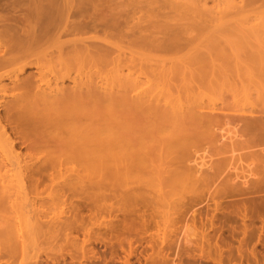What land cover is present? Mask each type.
<instances>
[{
	"label": "bare ground",
	"instance_id": "6f19581e",
	"mask_svg": "<svg viewBox=\"0 0 264 264\" xmlns=\"http://www.w3.org/2000/svg\"><path fill=\"white\" fill-rule=\"evenodd\" d=\"M184 1L170 3L165 0L158 7V0H0V171L14 163L19 167L16 175L11 174L14 178L10 176L12 180L0 186V208L30 209L47 213V216L48 209L65 205L58 194L48 197V207L42 199L41 209L37 206L41 197L31 198L30 187L24 182L28 169L21 165V156L16 153L18 141L12 138L8 126L30 149L40 144L29 136L37 134L41 138L45 134L43 145L54 151V155L50 152L47 155V165L61 171L60 168L75 162L88 170L94 169L96 173L91 172L97 177H92L95 180L89 187L97 191L93 194L95 197L110 202L147 203L160 218L156 219L161 220L159 224L163 228L170 224L175 210L180 208L178 205L182 204L186 191L206 190L209 194L216 181L223 186L230 182V186L238 185L236 180L240 175L236 171L242 169L244 160L248 164L242 169L246 173L241 176L243 186L249 185L258 174L263 176L264 85L247 83L239 84L238 88L233 85L227 96L217 102L206 101L204 94L216 85L213 79L203 81V77L202 83L196 81V88L189 86L191 91L195 88L197 92H189L196 93L192 98L188 93L189 103H184L188 96L183 92L185 89L173 84L176 81L171 83L174 71L171 73L172 66L167 64L172 60L167 57L186 50V54H180L181 57L172 63L186 65L194 58H204L210 60L203 64L207 62L208 68H215L212 65L216 62L221 65L226 62L228 52L238 60L250 57L249 64L248 58L240 60L246 62L244 69L247 71L246 64L250 67L252 56L255 62L260 60L262 50L264 53V47L262 50L250 47L249 41L253 43L256 38L253 35L248 34L251 40L250 37L246 40L248 35L245 34V40L237 42L242 48L235 42L237 50L236 46L226 47L229 44L223 42L217 43H223V47L215 45L216 42L202 45L203 48L200 45L192 47L189 39L181 40L179 35L189 30L190 23L199 24L193 18L206 17L210 11L217 16H213V22L224 25H231L235 18L241 19L243 15L257 18L264 8V0H213L212 10L207 7L210 0ZM173 17L187 22L174 24ZM201 22L203 25L210 21ZM245 41L247 44L243 46ZM245 51L251 55L246 57ZM226 63L224 65H229ZM215 66V70H221L223 65ZM32 67L37 75L24 76ZM208 68L205 69L209 71ZM252 72L253 76L256 72ZM194 74L191 72L192 76ZM6 80L8 84H4ZM189 80L194 81L193 77ZM184 95L186 98H182ZM251 100L254 102L252 109L244 110L246 105L241 104ZM233 172L235 176L230 177ZM78 175L76 178L83 183L84 176ZM4 177L8 178L7 174ZM38 182L33 184L36 190ZM210 196L212 198L211 193ZM8 217L5 223H0V264H27L34 250L31 240L35 244L40 235L43 239L56 237L55 229L48 223L40 227L37 220L33 223L29 220L30 224L26 222L28 226H23L21 220L15 223L11 216ZM92 229L86 230V236L90 237ZM69 236L67 233L66 237ZM35 246L36 252L41 245Z\"/></svg>",
	"mask_w": 264,
	"mask_h": 264
},
{
	"label": "rangeland",
	"instance_id": "374dc122",
	"mask_svg": "<svg viewBox=\"0 0 264 264\" xmlns=\"http://www.w3.org/2000/svg\"><path fill=\"white\" fill-rule=\"evenodd\" d=\"M164 1L162 0L161 2V0H158V7L163 5ZM178 1L169 0L170 3L171 2L176 3ZM185 1L190 2V0L189 1L185 0ZM236 1L238 2L239 0ZM156 4L157 3H155V5ZM214 4L215 3L213 2V0L212 1L210 0L207 4V7H209V9L212 10ZM155 7H157V5ZM221 7L225 8V5H222ZM215 11L218 12L217 9H215ZM215 11L213 12L216 13ZM261 11H262L261 14L257 18L253 16V19L252 17L248 18L246 15H243L244 17L237 16L239 18L241 17L242 18L241 19L235 18V20L238 19V21L233 20L234 22H231V25L228 23L224 25V23L219 24L213 22V16L215 17L217 16L216 14L214 15L211 14L210 11L209 13L206 14V17H202V18L198 17L196 19L193 18L194 20L198 21L199 24L194 25L190 23L189 24L190 26L187 25L188 26L187 29L189 28V30L188 31L185 30L184 34L180 33L179 37L181 40L189 39V41H191L192 43V44L190 43L191 44L190 46L192 47L194 46L198 47L199 45L207 46L209 44L213 45L215 42H216L215 45L219 46L220 44L217 43L223 42L229 44L227 46L225 44L226 47L228 46L230 47L231 44H232L231 46H234L233 44L235 42H236L235 44H237V42L239 41L240 43L241 41L243 42L245 40L244 39L245 34L253 35L254 38L256 37L255 40L258 37L255 35H259V38L261 39H257L255 41L254 38L252 37V40L254 41L253 43L249 41V43L252 44L250 47L252 46L254 48L257 47V49L259 48L262 50V47H264V8ZM3 12L5 13L7 11H3ZM218 18L220 17L218 16ZM171 20L174 22V24H176L175 22L180 21L179 25H182L187 22L186 19H182L179 17H173ZM223 20L221 19V21ZM201 21L204 22L210 21V22H206V24L203 23L202 25ZM251 35H248V37H246V40L249 39L251 40ZM240 36L241 38L243 37L242 38L243 40H241ZM245 42L246 43H244L243 46L247 44V41ZM222 44L220 46L223 47L224 44L223 45ZM255 44H257V46ZM237 45H235L236 50H237ZM235 46L233 48H235ZM239 46L240 45H238V47ZM247 47L249 48V45ZM189 48L190 47L188 46V50ZM248 51H245V53L247 52L246 57L249 56V54L251 55V52L248 53ZM254 51L260 53L259 50L258 51L254 50ZM185 52H182V54L181 53L180 54L183 56L184 54H186ZM243 52L244 51H242V53ZM160 54L158 53V55ZM180 54L171 55L172 57L170 55L169 56L167 55L168 56L167 58L168 59L171 58L172 62H174L175 58L177 60L178 57H181ZM227 54H228L226 56L227 60L225 58L222 59L228 62L229 64L227 65L228 67L224 65L227 64L226 62L222 64L223 66L220 63L218 64L217 62L216 63L214 62L215 64H213L212 66H214L215 68L209 67L210 68L209 69L208 65H206L207 62H205V64H203L202 62L208 61L210 59L206 60L204 58H202V60L201 58L200 59L194 58V61L196 63L194 64L193 60H192L193 62L190 64L186 62L187 63L186 65L188 66H186L185 63L183 62L180 63L178 62L180 65L177 64V61L175 62L176 64L172 63L171 61H169L171 64L168 62L169 64L167 65L172 66L171 73L174 71L172 73V76L174 77L171 76L173 78L172 79L173 81L171 83L176 81L173 84L177 85L181 89H185L183 92L185 93L186 97L188 96L187 98L185 97V95L182 97V98H186V100H184V103L186 101H188L187 103H189L188 98L193 93L192 91L194 90L196 91L195 88L198 86L197 83H202V80L200 79H202L203 77H204L203 81H205L204 80L205 78L208 79L207 81L213 79L212 83L216 85L214 86L213 89H211L212 91L209 90L207 92L205 91L206 93L204 92L205 93L204 100L206 99V101L211 100L217 102L216 100H219L224 96H227L228 93L227 91L229 89L232 90L233 85L234 87L235 85H237L236 88L240 86L239 84L246 85L247 83H249L248 85L250 86L260 85L261 83L262 85H264V61H261V57L264 58L263 50L260 56V60L258 59L259 61L254 62L253 61L254 56H252L253 59L251 58L252 60L251 64H253L254 62L253 65L254 66L257 65L255 67H253V65L251 64L250 67L247 66L251 61H250V57L249 58L247 57L249 59L248 60L247 58H245V56H243L244 53L242 54V56L245 59L239 57L240 60L249 61V62L246 61L248 63L246 64L247 71L246 69H244L245 68L244 64L246 62L238 60L237 57L235 58L231 57L228 52ZM256 55L259 56L260 54L256 53ZM219 58H221V56H219ZM196 59H199V63L202 64L197 63ZM235 59L237 62L235 61ZM217 60L219 61V59ZM256 62H259V64ZM182 63L184 64L183 65V68H185L184 70L181 67ZM198 64L200 67H198ZM204 65H206L209 71L211 72L206 70L205 69L206 66ZM215 65L217 66L219 65V67L222 66L221 70L224 68L222 70V75L220 74L221 73L220 69L215 70L217 68ZM203 66L205 70L204 69L202 70ZM180 67L181 70L178 69ZM186 67L187 68L190 67L188 69L189 71L187 70ZM248 67L251 69H248ZM212 68L214 70H211ZM196 69H199V71ZM186 70L188 71L187 73ZM248 70L249 71L251 70L250 72H252L253 70L252 74L256 72L253 75L254 77L250 74ZM193 71L195 72V74ZM218 71L220 72L217 73ZM35 72H36L35 68L33 67L28 68L24 76H28L30 74L37 75ZM191 72L194 74L196 79H194L195 77L191 75ZM205 72L206 74H204ZM175 73L177 77H175ZM188 73L190 74V76H188L189 75ZM197 74H201L202 77L198 76ZM230 74L233 76H231ZM190 77L191 78L193 77L194 81H191L192 79L189 80ZM8 83H9L8 80L4 81V84H8ZM189 86L190 88L194 86L195 87L194 90L192 89L191 91ZM223 87L226 89H224ZM186 89H189L190 91ZM183 92H181V95H183L182 94ZM196 92H194V94ZM188 93L190 95H188ZM193 95H191L190 98H192ZM253 103L254 102H252L251 100L249 102L246 101L241 105L243 107L246 105L244 110L248 111L252 109ZM246 107L249 109H247ZM2 113L4 114L3 109H1V114ZM12 131L13 130L11 126H8V132L12 133L11 134L12 138L13 139L15 138V140L18 141L16 153L19 152L18 153L20 154L19 157L21 156L20 160L23 161L21 165L23 167L25 165L26 168L28 169L27 170L28 173L26 172V177L24 179L25 180L24 182L27 184L26 186H28V188L30 187L28 193L30 192L31 198H36V195L37 196L39 195L41 197L39 198L40 200L38 199L39 201L37 200V206L40 207L41 209L42 208L41 205H43L42 204L43 200H45L43 202L45 204L44 206L47 205L46 207H48L49 206L48 197H50L51 194L54 196H57L56 194H58L60 195L61 198L60 200L64 201L63 203H65L66 205V207L65 205H63L64 207L63 206L61 208L56 207V209L55 206L54 207L51 206L52 207L50 208L51 210L48 209L49 216L48 215L46 216L47 213L42 214V212H36L30 209L29 210L27 209L25 211H20V210L14 211V209H12L13 210L12 211L10 209L7 210L6 207L0 208V223H5L6 217L9 218L8 216H11L16 221L15 223H17V220L18 222L21 220V224L23 226H25V224L26 226H28V224H30L29 220L31 221V223L37 220L38 222L37 224L40 225V227L42 226V223H43V227L44 224L48 223L47 225L51 226L52 229L54 228L56 231L55 232L56 237L55 236L52 237V239L54 238L55 240H52L51 238L43 239L42 235H40L39 239L38 238L35 239L36 240L35 244L41 245L39 246V248L36 249V252H35V248L37 246H35L34 242H32L33 240H31V243L33 244L32 248L34 250L33 253L32 252L30 253V256L31 258L33 256V259L30 258L27 264H264V174L263 176L261 174L260 175L258 174L256 178L254 179L252 178L253 180L251 179V181L249 180L250 181L248 183L249 185L243 186L242 185L243 180L241 176L243 174L246 175V173H244L243 171L245 170L244 166L248 164V162H246L245 160L244 162H242L243 166L241 165L242 169L244 170L241 169L236 171L237 173H239L238 175H240L239 178L236 180L238 185L233 183L230 186V183H232L230 182L229 185L223 186L222 182L219 181L220 182L219 183L218 181H216V183L211 185V189H210L211 191L210 193L212 195V198L214 199L210 198L211 197L210 193L208 194L206 190L205 192L204 190L203 191L200 190L201 192L200 191L196 192L197 194L195 192L186 191L187 192V193L185 192L186 196L184 194L185 198L181 201L182 204L183 203L184 204L183 205L181 204L182 206L178 205V207L180 208L179 209L177 208L175 210L176 212L175 214L172 215V220L170 219L171 220L170 224H168V226L166 224V226H164L163 228V225L161 226L159 224L161 220L159 221L156 219L158 215L157 217L155 216L156 213L153 212L152 206L150 207L149 205L147 206L146 205L147 203H145V205L144 202L141 201L128 202V203H125L123 201L124 202L123 203L117 200H116L117 202H114V200H112L113 202H110V200H103L102 198L95 197L93 194L94 193L96 194L97 191L96 190L91 191L89 187V185H91V182L95 180V179L93 180V178L97 177L95 175L96 172L94 169L90 170L92 169L90 168L89 171L87 167H84V165L82 166L79 163H75V162L60 168L61 171H59V168L55 169L47 165L46 157L49 154V152L50 154L54 155V151L52 152L53 149H51V147H47L43 145L42 141H44L43 139L47 137V136L45 137V134L44 135L41 134V136L43 135L41 138L39 137V135L37 136V134H31L29 136L30 140L34 141L35 143L38 142L37 145L40 144V146H36L33 149H30L28 145L25 144L24 146L22 141H20L19 138L20 136H18L16 133ZM34 158H38V159H34ZM25 161L27 162L26 164ZM18 168H19L18 165L17 164L15 165L14 163L13 166L11 167L8 166L7 168L2 169L0 171V174H2L0 178L4 177L5 174H7L8 178L4 177L5 179L3 178H2L3 180L0 179V186L2 185V183L12 180V178H14L12 176L14 174L15 175L17 174ZM87 170L89 171L88 173ZM91 171L95 172L93 173L94 175L92 174ZM57 173H60V175H57ZM75 173H77V176H74ZM79 173L81 174L80 177L84 176L83 177L84 179L82 178L84 180L83 183L80 182L81 180L79 181L80 178L77 179ZM89 174L92 175L90 176ZM234 176L235 173L234 172L231 173L230 177H234ZM35 182L39 183V185L37 184L38 187L37 190L36 188H34L33 185ZM78 183L79 185H81L80 187ZM14 198L16 199L17 197L14 196ZM39 203L41 204L38 205ZM55 212L57 213V215L55 214ZM17 214L20 215L23 218V220ZM21 214H23V216ZM54 215L57 217V220ZM42 218L45 221H43ZM26 222H28V224ZM157 223L160 225V227L159 225L157 226ZM47 225H45L46 228L48 227ZM47 229H49V227ZM90 229H92L91 230L92 232L90 231V237H89L86 236L85 232L86 230H90ZM67 233L70 235L69 238L66 237ZM182 235H183V239L181 238ZM178 239L179 241L181 240L182 241L179 242ZM37 241L39 243H37ZM78 250L81 252H78ZM34 252L36 253V255L38 254L37 255L38 258H36Z\"/></svg>",
	"mask_w": 264,
	"mask_h": 264
}]
</instances>
